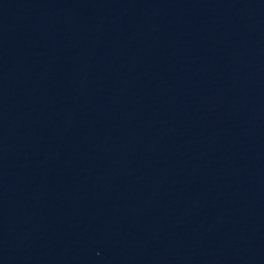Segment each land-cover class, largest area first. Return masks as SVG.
Returning a JSON list of instances; mask_svg holds the SVG:
<instances>
[{
    "label": "water",
    "instance_id": "water-1",
    "mask_svg": "<svg viewBox=\"0 0 264 264\" xmlns=\"http://www.w3.org/2000/svg\"><path fill=\"white\" fill-rule=\"evenodd\" d=\"M0 264H264V0H0Z\"/></svg>",
    "mask_w": 264,
    "mask_h": 264
}]
</instances>
